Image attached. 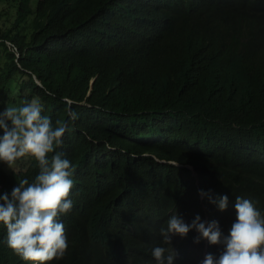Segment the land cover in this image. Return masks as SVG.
<instances>
[{
    "label": "trees",
    "instance_id": "16d2710c",
    "mask_svg": "<svg viewBox=\"0 0 264 264\" xmlns=\"http://www.w3.org/2000/svg\"><path fill=\"white\" fill-rule=\"evenodd\" d=\"M32 98L67 121L53 149L74 165L67 247L39 262L0 241V264H156L154 244L186 239L161 240L175 211L225 232L235 195L264 213V0H0V109ZM24 156L0 161V190L34 176ZM218 247L175 249L173 264Z\"/></svg>",
    "mask_w": 264,
    "mask_h": 264
},
{
    "label": "clouds",
    "instance_id": "9594fccd",
    "mask_svg": "<svg viewBox=\"0 0 264 264\" xmlns=\"http://www.w3.org/2000/svg\"><path fill=\"white\" fill-rule=\"evenodd\" d=\"M42 109L38 98L0 109V161L11 166L21 156L28 161L24 154L30 153L38 169L31 180L21 177L10 189L0 190V224L5 228L0 241L22 259L39 262L61 257L67 247L60 215L72 208L69 189L74 168L67 156L53 151L62 143L67 121L53 126ZM76 116L74 110H68L69 121ZM197 191L219 210L228 206V193L213 192L211 188ZM232 207L235 218L226 232L216 219L205 220L198 212L189 221L177 211L168 215L158 229L161 240L170 243L176 234L186 239L174 241L171 247L154 244L150 253L156 264H173L178 248L200 251L202 239L219 247L216 253L205 252L197 264H264V213L248 196L235 195ZM186 245L190 248H183Z\"/></svg>",
    "mask_w": 264,
    "mask_h": 264
},
{
    "label": "rangeland",
    "instance_id": "374dc122",
    "mask_svg": "<svg viewBox=\"0 0 264 264\" xmlns=\"http://www.w3.org/2000/svg\"><path fill=\"white\" fill-rule=\"evenodd\" d=\"M12 104H15V103H12ZM26 163H27V161L23 157H19V158H16L14 160V164H12L11 167L13 169L17 170L19 168H24ZM20 165H22V166H20Z\"/></svg>",
    "mask_w": 264,
    "mask_h": 264
}]
</instances>
